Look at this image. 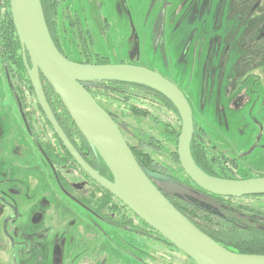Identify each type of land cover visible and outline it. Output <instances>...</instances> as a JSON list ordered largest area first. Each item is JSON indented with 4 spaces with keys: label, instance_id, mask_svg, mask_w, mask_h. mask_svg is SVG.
<instances>
[{
    "label": "flooded vegetation",
    "instance_id": "1",
    "mask_svg": "<svg viewBox=\"0 0 264 264\" xmlns=\"http://www.w3.org/2000/svg\"><path fill=\"white\" fill-rule=\"evenodd\" d=\"M164 3L169 6L171 1L165 0ZM3 5L1 0L0 20L5 13ZM176 11L178 14L175 13L172 18L161 14L155 23L152 20L148 43L156 53L158 52V68L139 62L140 55L135 57L139 41H135L134 33L121 42L128 49L125 54L112 51L119 58L117 63H112L108 57L97 54L93 56L105 59L107 64L100 65L140 66L171 82L183 94L191 109L192 138L203 137L205 142L210 143L211 148L214 147L217 152L222 153L227 159L224 166L227 173L233 172L240 179L264 178V116L247 118L246 115H241L247 101L244 89L249 83L248 80L259 87L264 85V0H181ZM64 20L68 22L71 30L78 29L92 41L90 24L70 16ZM156 25L158 27L154 29ZM193 26L200 31H194ZM1 29L3 28L0 25ZM156 30L159 31L158 35ZM5 36L0 31L1 54L6 50ZM79 52L85 53L82 49ZM26 60L28 64V58ZM7 63L0 56V254H3L6 261L3 264H36L34 260L31 261V257L20 254L17 249L24 242L27 246V241L23 238L35 236L31 231L22 234L23 226H26L29 220L22 204H33L32 198L38 194L37 183L21 178L22 155L18 151L20 137L15 133L19 125L24 130V138L30 147L26 153L28 161L25 172L31 174L32 179L41 175L43 187L49 191V203H52V208L44 213L47 222L44 230L54 232L56 228H60L61 231L63 229L61 233H68V226L55 225L54 207L62 209V216L71 210V204L94 220L92 227L98 233L96 240L90 244L77 242V249L71 250L70 255L65 247L56 249L52 264H75L73 261H77L76 264H93V261L90 262L93 253L99 256V260L102 259L100 256L104 255L103 249L111 245L105 236L106 232L102 231L103 228L112 231L123 244H131L129 250L132 255L128 251L122 252L113 258L116 262L172 264L165 260V253L170 250L174 252H169L172 256L185 257L194 263L94 182L63 147L38 106L23 65L20 45L15 51V61ZM40 79L45 95V92L49 91L48 84L41 76ZM250 92H253V89ZM51 101L54 102L53 99ZM254 102H259L264 108V96L256 97ZM6 108L10 116L9 125L3 115ZM210 114L212 120L209 119ZM58 118V122L66 129L62 130L57 122L58 125L82 160L102 178L112 181L102 159L95 156L79 130L71 126L69 115L62 111ZM235 121L241 123L240 128H235ZM238 137L243 139L242 144L248 145L247 151H243L244 154L239 155V158L234 155L236 150L230 145L238 144L235 139ZM147 150L151 152V149ZM213 168L221 169L219 166ZM168 175H160L161 179L152 182L168 201H177V205L189 201L206 207L212 215L222 217L226 214L221 204L217 207L223 213L184 192L173 190L172 187L176 184L181 189L185 188V192L195 191L213 202L216 201L200 193L196 187L170 179ZM37 217L36 221L40 222L43 214ZM130 238L134 241L129 240ZM36 239L33 238L29 243L36 242ZM150 244L159 246L164 251L162 254L155 253L150 249ZM92 245H95V248L92 249ZM142 248L147 253H144ZM125 255L129 257L126 259Z\"/></svg>",
    "mask_w": 264,
    "mask_h": 264
},
{
    "label": "water",
    "instance_id": "2",
    "mask_svg": "<svg viewBox=\"0 0 264 264\" xmlns=\"http://www.w3.org/2000/svg\"><path fill=\"white\" fill-rule=\"evenodd\" d=\"M8 1L23 65L38 106L63 147L80 168L195 264H264V256L227 250L186 219L154 186L150 180L153 175L140 168L119 126L96 103L84 85L114 81L144 86L158 92L169 100L179 115L181 128L177 142L178 162L195 186L217 197L264 195V178H217L206 174L196 165L190 153L192 113L180 90L144 67L83 64L68 60L57 50L50 37L40 0ZM40 76L58 97L95 156L102 159L112 181L102 178L90 168L72 147L46 101Z\"/></svg>",
    "mask_w": 264,
    "mask_h": 264
},
{
    "label": "trees",
    "instance_id": "3",
    "mask_svg": "<svg viewBox=\"0 0 264 264\" xmlns=\"http://www.w3.org/2000/svg\"><path fill=\"white\" fill-rule=\"evenodd\" d=\"M69 1L40 0L50 37L65 58L68 57L63 52L61 43L63 31H61L60 16L63 19L69 16L66 6ZM3 3L5 13L0 20L3 28L0 31L6 35V50L3 54L0 50V56L8 64L7 61H15V51L19 49V42L11 20L9 1L3 0ZM76 32L81 37L84 35L78 29ZM84 37L88 38L87 35ZM84 49L87 52V48ZM95 60L94 63L85 56L82 63L107 64L104 58L96 57ZM84 87L119 126L138 165L142 170L153 175L150 177L151 182L161 179L160 175L167 176L172 172L168 178L196 187L200 193L215 199L226 211V214L220 217L210 214L208 209L200 204L187 201L177 205L179 202L169 200L186 219L227 250L244 255L264 256V195L239 198L217 197L195 186L184 174L178 162L176 149L181 124L174 106L168 99L150 88L114 81L92 82ZM48 88L49 91L45 92V96L58 122L59 114L63 111L67 115V112L52 89L49 86ZM127 115L134 120L133 125L124 120V116ZM71 126L74 127L73 122ZM61 128L66 129L63 125ZM147 149H151V152L149 153ZM154 150H159L160 153L153 152ZM190 151L196 165L206 174L223 179H240L233 172L227 173V168L224 167L227 159L214 147L211 148L210 143L205 142L203 137L193 136ZM168 160L175 161L178 170H172ZM213 166H219L221 169H214ZM242 200H251L253 204H240Z\"/></svg>",
    "mask_w": 264,
    "mask_h": 264
},
{
    "label": "rangeland",
    "instance_id": "4",
    "mask_svg": "<svg viewBox=\"0 0 264 264\" xmlns=\"http://www.w3.org/2000/svg\"><path fill=\"white\" fill-rule=\"evenodd\" d=\"M169 1H171V4L166 6L164 3L165 0H70L68 4H66L69 10V16L76 18L79 21L83 19L88 25L90 24L92 41L90 42L89 38H85L84 35L82 37L79 36L76 30H71L68 22L60 16L61 31H63L61 38L63 52L71 61L76 63H82L85 56H87L90 60L93 59V62L95 63V59L98 57L93 56L95 54L100 55L101 57H108L112 63H117L119 58L115 54H125L128 51L125 45L123 46V43L121 44L122 40H126V38L130 37V34L132 36L134 33L135 41H139L135 57L140 55V58L138 57L139 62L158 68L157 65L159 62L156 57L158 52L156 53L153 50V47L149 46L148 42L151 36V27L153 26L152 20H154L155 23L158 15L161 14L167 18H172V15L175 13L178 14V11H180V9L176 11V8H178L181 0ZM195 23L196 21L193 22V25ZM81 25L83 28L84 25L82 23ZM157 27L158 25H156L154 29H157ZM193 28L194 31H200V29L195 26H193ZM155 33L158 35L159 31L156 30ZM84 47L87 48V53ZM81 49L85 52L84 54H80L79 51ZM112 51H116V53L114 54ZM248 82L249 83L244 89V93L247 95V101L241 111V115H246L247 118L262 117L264 116V108L259 105V102H254V99L256 97L262 98L264 96V85L259 87V85L251 84L250 80H248ZM252 89L253 92H250ZM4 112L5 114L3 115L6 117V123L9 125L10 116L8 108H6ZM127 116H124V120L128 123H132L133 125L134 120L130 116ZM209 119L212 120L211 114ZM235 123H237L235 128L241 127L240 122L235 121ZM230 124L231 121L229 122V125ZM211 126L213 127V124ZM15 133L20 137L18 151L22 155L20 158L22 168L21 178L28 181L33 180V182L38 185V194H35L32 198L33 204H29L28 202L22 204L29 219L27 225L23 226L22 234L25 235L24 233L31 231L35 234V236L31 237V235H29L30 237L23 238V240L27 241V246L24 242L17 249L20 254L26 256L27 258L31 257V261L34 260L36 264H52V258L56 249L65 247L66 252L69 254L71 250L75 251L77 249V247H75L77 242L83 243L84 245L90 244L93 240H96L95 236H97L98 233L92 227V225H94V220L88 215L80 212L77 208H74L71 204H69L71 210L62 216L60 215L62 213V209L57 206L54 207V215L56 217L55 225L68 226L66 228L67 230H70L68 233H61L63 229L61 231L60 228H56V232L53 229L52 230L54 232H47V230H44V225H47L44 214L45 210L52 208V203H49V199L47 197V193L49 191L43 187L41 175L32 179L30 177L31 174L25 172L26 161H28L26 153L30 150V147L24 138V130H22L20 125L19 128L16 129ZM235 139L239 145H230L235 148L236 152L233 153H235L234 155L239 158V155L244 154L243 151H247L248 145L242 144L243 139L241 137ZM168 163L170 164L172 170H178V166L175 161L168 160ZM241 165H243V163ZM175 171L173 172L175 173ZM172 189L182 193L184 192L186 195L193 197L202 204L210 205L217 211L223 213V211L217 207L220 203L216 201L213 202L195 191L185 192V188L181 189V187L176 184H174ZM240 204L247 205L253 204V202L251 200H242ZM41 214H43V218L40 222H37V215L41 217ZM102 231L106 232L105 236L111 242L112 246L108 245L107 248L103 249L104 255L100 256V258H102L100 260L98 259L99 256L93 253L90 257V262L93 261V264H122V262H116L113 258L121 255L122 252L124 253L127 251L130 255H132V252L129 250L131 244H123L122 240L115 236L112 231L109 232L108 229L103 228ZM58 235L60 241L57 242ZM33 238H37V241L29 243ZM129 240L134 241L133 238H130ZM68 242L70 244H67ZM149 247L155 253L162 254L164 251V249L154 244H150ZM93 248H95V245H92V249ZM92 249L89 250L88 253H90ZM142 250L144 253H147V251L143 248ZM169 252L174 253L173 251L167 250L165 253V260L172 264H194L191 263L190 260L185 259V257L177 258L172 256ZM2 255L3 254L1 253L0 259L2 262H0V264L6 263ZM124 257L127 259L129 256L125 255ZM73 262H75V264L77 263V261Z\"/></svg>",
    "mask_w": 264,
    "mask_h": 264
}]
</instances>
